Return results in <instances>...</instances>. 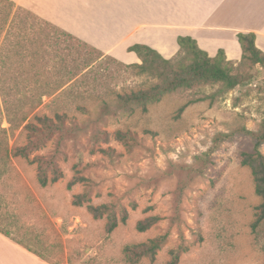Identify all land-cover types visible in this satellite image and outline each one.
Masks as SVG:
<instances>
[{
	"label": "rangeland",
	"instance_id": "1",
	"mask_svg": "<svg viewBox=\"0 0 264 264\" xmlns=\"http://www.w3.org/2000/svg\"><path fill=\"white\" fill-rule=\"evenodd\" d=\"M181 58L178 52L170 60ZM231 63L232 73L245 79L233 89L221 82L197 84L165 93L146 113L115 115L114 108L101 114L99 104L158 81L135 74L111 56L98 55L92 72L84 70L72 82L71 94L51 107V99L44 98L38 109L46 114L65 110L84 128L76 141L63 146L58 163L64 178L42 188L35 166L14 160L0 188L5 198L0 207L5 222L0 226L7 227L11 239L54 264H125L126 244L162 234H168V240L155 264L168 260L180 235L189 250L179 264H264V222L255 224L261 199L250 170L241 165V154L253 150L245 131H257L264 120V69ZM78 105L90 114L77 110ZM2 126L7 128V122ZM117 131L133 140H118ZM218 135L227 138L215 146ZM10 142L22 144L23 134L14 132ZM53 147L48 143L43 153ZM260 152L264 155V144ZM74 166L84 181L68 190ZM83 193L93 206L109 205L118 221L126 211V223L108 234L105 218L94 219L85 205L72 204L73 196ZM148 217L160 220L148 231L137 232V222Z\"/></svg>",
	"mask_w": 264,
	"mask_h": 264
},
{
	"label": "trees",
	"instance_id": "2",
	"mask_svg": "<svg viewBox=\"0 0 264 264\" xmlns=\"http://www.w3.org/2000/svg\"><path fill=\"white\" fill-rule=\"evenodd\" d=\"M237 38L242 49L240 64L258 65L264 69V53L255 46V35L239 33ZM177 44L182 58L176 63L163 58L148 46H130L128 51L134 52L141 62L125 67L137 75H151L158 82L147 89L116 93L112 101L104 100L99 104L101 114L110 112L111 108L116 110L115 115L119 114L117 111L124 114L137 110L146 113L149 104L158 102L165 93L177 89H190L197 84L214 82H221L227 89H233L245 82L241 73H232V63L226 60L222 51L215 57H209L190 37H178ZM84 51L88 53L83 55ZM98 55L102 56L103 53L33 12L17 6L14 1L0 0V188L14 160L34 165L37 184L42 188L64 178L58 163L63 155V146L68 140L76 141L84 128L72 121L65 110L60 112L53 109L52 114H46L39 113L38 109L43 106L44 98L51 99L47 105L51 107L63 96L71 94L74 80L84 70L92 68ZM184 108L181 107L179 113ZM76 109L90 114L86 106L78 105ZM3 121L7 122V128L2 126ZM16 131L24 136L22 144L10 142L11 135ZM245 134L252 140L253 150L241 154V165L250 170L254 192L261 199L256 208L255 221L260 225L264 222V155L260 152L264 144V120L257 131H245ZM115 136L124 143L128 138L133 140L129 134L121 131H117ZM221 138L227 137L218 135L215 146ZM50 142L55 147L43 153ZM72 170L74 175L67 183L68 190L84 181V177L77 175L76 166ZM3 199L0 191V207ZM72 204L77 207L85 205L94 219L105 218L108 234L119 223L125 224L127 221L126 211H122L118 221L109 205L89 204L87 193L73 196ZM159 220L158 217L145 218L137 222L135 229L139 233L146 232ZM3 222L0 213V225ZM0 233L10 238L7 227L0 226ZM167 240L168 234H162L145 242L126 244L122 248L123 262L141 264L146 260L149 264H155L156 256ZM180 241L177 247L168 251V260L164 264H179L181 255L189 250L182 235ZM15 242L54 264L22 243Z\"/></svg>",
	"mask_w": 264,
	"mask_h": 264
},
{
	"label": "crops",
	"instance_id": "3",
	"mask_svg": "<svg viewBox=\"0 0 264 264\" xmlns=\"http://www.w3.org/2000/svg\"><path fill=\"white\" fill-rule=\"evenodd\" d=\"M18 6L125 64L141 61L128 48L145 45L163 58L190 37L209 57L238 63L239 33H253L264 53V0H12ZM0 264H51L0 233Z\"/></svg>",
	"mask_w": 264,
	"mask_h": 264
}]
</instances>
